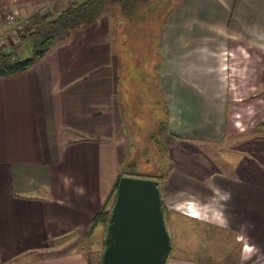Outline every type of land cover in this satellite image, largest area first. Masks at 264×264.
Masks as SVG:
<instances>
[{"label": "crops", "instance_id": "1", "mask_svg": "<svg viewBox=\"0 0 264 264\" xmlns=\"http://www.w3.org/2000/svg\"><path fill=\"white\" fill-rule=\"evenodd\" d=\"M61 2L0 0V12ZM141 98L165 112L166 230H179L175 212L199 233L168 236L163 264H264V0H175L160 15L107 6L0 77V264H97L106 226L91 222L136 148L124 102L137 128ZM225 147L237 161L220 171L208 151Z\"/></svg>", "mask_w": 264, "mask_h": 264}, {"label": "water", "instance_id": "2", "mask_svg": "<svg viewBox=\"0 0 264 264\" xmlns=\"http://www.w3.org/2000/svg\"><path fill=\"white\" fill-rule=\"evenodd\" d=\"M169 250L157 181L120 176L106 223L100 264H163Z\"/></svg>", "mask_w": 264, "mask_h": 264}, {"label": "trees", "instance_id": "3", "mask_svg": "<svg viewBox=\"0 0 264 264\" xmlns=\"http://www.w3.org/2000/svg\"><path fill=\"white\" fill-rule=\"evenodd\" d=\"M160 1L163 4L168 2L169 5L175 0ZM112 5L117 6L122 13H127V16H132L138 11L149 12L151 10V0H70L55 12L48 13L41 19L32 18L24 34L15 39H6L0 44V77L24 72L50 49L56 39L66 33L69 34V31L88 27L105 7ZM25 49H28V55L18 57V54ZM136 163L137 161L129 158L122 165V172L117 174L111 192L94 215L91 226L98 223L106 226L117 180L122 175H140L129 171V167Z\"/></svg>", "mask_w": 264, "mask_h": 264}, {"label": "rangeland", "instance_id": "4", "mask_svg": "<svg viewBox=\"0 0 264 264\" xmlns=\"http://www.w3.org/2000/svg\"><path fill=\"white\" fill-rule=\"evenodd\" d=\"M69 1L70 0H62L61 6L68 3ZM164 5L165 4H163L160 0H151L150 8L152 9L153 12H155V14L160 15L164 11ZM100 14H99V16H100ZM152 14H154V13H152ZM158 19H159V17H158ZM85 28L86 27H84V29ZM79 30H81V29H79ZM79 30L72 31V32L69 31V34L66 33V35L58 38V40H60V42L61 41L63 42L65 40L69 39L71 36H73L77 32H79ZM87 30H89V28ZM116 41H117V39L115 40V42ZM26 55H28V49L21 51V53L18 54V57L22 58V57H25ZM138 97H139V95H137V99H138ZM140 100H141L140 103H143V105L138 106L136 111L138 109H142V112L144 111V114H143L144 122H141L140 124L136 125L137 128H134V126L137 123V121L139 119L138 117L140 114L138 113V111H137L136 115L131 114L130 111L131 112L134 111V109H132V108H134L135 106L129 107V101L124 102L126 104L125 109H124L125 116H126V122H125L124 127H125V134L127 135L128 147L130 148V143L132 145L135 143V145H136L135 150H133L131 152L132 154L130 156V159L133 161L134 160L137 161L136 164H134L131 167H129V166L128 167L130 169L129 171L140 174L141 175L140 177L143 176V177L155 178L157 180V183H158V181L161 180V177H163V175H165L167 173V171L169 170V168L171 167V165L169 163H167V161L169 159L167 158L166 155L162 154L163 149L160 146V143H161V141L163 142V140H162V132H161L162 130H160L158 126L160 125V122L163 123V121L165 120V112H164V108L162 107L163 103H160L161 100L153 103L151 106H149V103H150L149 100L144 99V98H141ZM148 111H150V113H148ZM155 121H157V123H155ZM254 121L255 120L252 119L250 122L254 123ZM158 122H159V124H158ZM254 132L256 133L257 131H254ZM140 137L142 139L136 140L137 138H140ZM155 142L158 143V146H155ZM200 150L203 151L202 148H200ZM208 153L214 159V161L217 163V164H215V166L220 171H226L232 167V164L228 163V161H231V162L237 161V160L231 158V156L234 155V152L232 153L233 155H231V153L227 150L226 147L219 150L218 152L214 150V152L208 151ZM224 157L226 158V160H222V158H224ZM236 157H239V155H236ZM223 162H225V163H223ZM197 165L198 164H194L193 166L191 165V167H196ZM204 167H205V165H203V168ZM191 171H193V170L191 169ZM194 171L201 172L202 170L197 168ZM110 198H111V196H110ZM190 212H192V211H187L186 214H189ZM171 217L174 220L173 222L176 226L175 231H176L177 227L179 226V230L176 232V234H175L174 230H167L169 233L168 236L171 235V238H173V240L175 242L180 243L182 241L183 236H186V237L187 236H197V234H199V233H197L198 227H197L196 221L193 222V220H191L187 217H184V216H182L178 213H175V212H173L171 214ZM166 219L167 218L165 217L164 223L165 224L167 223V225H168L169 220L167 222ZM191 222H193V224H191ZM190 225H193V226H190ZM202 235H205V234H202ZM105 236H106V234H105ZM194 239H197V237ZM195 246L196 245H194L193 248ZM89 248H90V246H89ZM103 248H104V242H103V245L100 246L98 253H97L98 255L96 254V258H97V256H99L100 252L102 254ZM91 254L93 256V252ZM96 258H92V260L94 261ZM100 258L96 259L97 264H100V260H99Z\"/></svg>", "mask_w": 264, "mask_h": 264}, {"label": "built area", "instance_id": "5", "mask_svg": "<svg viewBox=\"0 0 264 264\" xmlns=\"http://www.w3.org/2000/svg\"><path fill=\"white\" fill-rule=\"evenodd\" d=\"M48 13L49 11L45 6H38L31 14L22 16L10 11L0 12V43H4L8 38L15 39L24 34L32 18L38 20Z\"/></svg>", "mask_w": 264, "mask_h": 264}]
</instances>
